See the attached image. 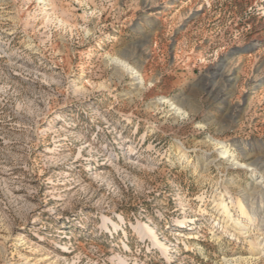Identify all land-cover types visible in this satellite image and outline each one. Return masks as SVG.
<instances>
[{
  "label": "rangeland",
  "instance_id": "1",
  "mask_svg": "<svg viewBox=\"0 0 264 264\" xmlns=\"http://www.w3.org/2000/svg\"><path fill=\"white\" fill-rule=\"evenodd\" d=\"M0 264H264V0H0Z\"/></svg>",
  "mask_w": 264,
  "mask_h": 264
},
{
  "label": "bare ground",
  "instance_id": "2",
  "mask_svg": "<svg viewBox=\"0 0 264 264\" xmlns=\"http://www.w3.org/2000/svg\"><path fill=\"white\" fill-rule=\"evenodd\" d=\"M226 154H227L226 152H222V155H226ZM217 206L223 208V210H224V214L223 215H225V216L227 215L228 216L230 214V213H228L229 210L227 208V205L222 204V203H219V204H217ZM218 207H217V209H218ZM239 208H240L241 212H243V214L247 217V220L248 221H252V217L245 213V209L240 204H239ZM225 223H226L227 226H229V223H230V225H234L235 231L238 234H243L244 235L246 233V232H244L246 230V228H247L246 227V224H244V223H238L236 221V219H234L232 217V215H229L228 220H226ZM186 224H187V221L186 220H178V221H176V224L175 225H177L178 227H183ZM150 234H151V239H152L153 242H156L158 240V243H160L159 242V236H158V233L157 232L151 231ZM258 250H260V249H258ZM164 252L165 253L166 252L168 253L169 252V249L166 248V250H164Z\"/></svg>",
  "mask_w": 264,
  "mask_h": 264
}]
</instances>
